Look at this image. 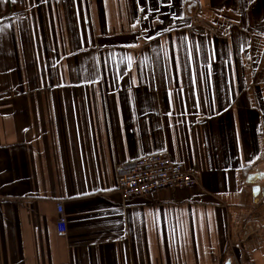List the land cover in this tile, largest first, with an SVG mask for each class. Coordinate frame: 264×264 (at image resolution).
Wrapping results in <instances>:
<instances>
[{
  "label": "crops",
  "instance_id": "1",
  "mask_svg": "<svg viewBox=\"0 0 264 264\" xmlns=\"http://www.w3.org/2000/svg\"><path fill=\"white\" fill-rule=\"evenodd\" d=\"M0 264H264V0H0Z\"/></svg>",
  "mask_w": 264,
  "mask_h": 264
},
{
  "label": "built area",
  "instance_id": "2",
  "mask_svg": "<svg viewBox=\"0 0 264 264\" xmlns=\"http://www.w3.org/2000/svg\"><path fill=\"white\" fill-rule=\"evenodd\" d=\"M199 183L195 172L174 161L168 152L153 153L134 161L118 176V190L124 199L148 195L168 187L188 188ZM58 229L66 232L67 218L58 204Z\"/></svg>",
  "mask_w": 264,
  "mask_h": 264
}]
</instances>
